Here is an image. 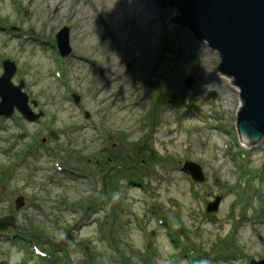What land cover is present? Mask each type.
<instances>
[{
	"label": "rangeland",
	"instance_id": "374dc122",
	"mask_svg": "<svg viewBox=\"0 0 264 264\" xmlns=\"http://www.w3.org/2000/svg\"><path fill=\"white\" fill-rule=\"evenodd\" d=\"M174 15L152 0H0V76L12 62L42 113L0 117V218L39 239L0 238V264L264 260V135L241 142L239 90Z\"/></svg>",
	"mask_w": 264,
	"mask_h": 264
},
{
	"label": "water",
	"instance_id": "95a60500",
	"mask_svg": "<svg viewBox=\"0 0 264 264\" xmlns=\"http://www.w3.org/2000/svg\"><path fill=\"white\" fill-rule=\"evenodd\" d=\"M160 9H174L178 15L167 20L186 28L192 38L203 41L217 52V71L226 76L239 90L241 106L236 113L235 126L241 142L247 147L257 144L264 135V0H152ZM68 30L63 28L55 36L59 57L69 54ZM0 76V117H9L15 110L24 120L36 121L42 113L33 114L27 105V96L21 90L23 82L14 86L10 80L15 73L12 62L3 61ZM191 85L190 79L185 88ZM211 92L208 97L214 98ZM78 104V97L71 95ZM55 137V136H54ZM181 171L193 181H202L200 168L190 162ZM16 201V208L21 206ZM216 204L206 211H215ZM11 217L0 219V232L14 226ZM69 237L65 241L69 242ZM264 264V260L249 261Z\"/></svg>",
	"mask_w": 264,
	"mask_h": 264
},
{
	"label": "flooded vegetation",
	"instance_id": "af4514ba",
	"mask_svg": "<svg viewBox=\"0 0 264 264\" xmlns=\"http://www.w3.org/2000/svg\"><path fill=\"white\" fill-rule=\"evenodd\" d=\"M8 229L4 232H0V238H4L5 240L18 241L20 243L25 242V244L35 243V239L39 240L37 237L32 235L31 232L29 235H24L17 230L15 225L11 227L10 230Z\"/></svg>",
	"mask_w": 264,
	"mask_h": 264
},
{
	"label": "trees",
	"instance_id": "16d2710c",
	"mask_svg": "<svg viewBox=\"0 0 264 264\" xmlns=\"http://www.w3.org/2000/svg\"><path fill=\"white\" fill-rule=\"evenodd\" d=\"M96 162L99 163V161H96ZM103 164H104L103 165L104 168H106V169L114 168V166L116 165V160H115V158L113 159L112 156H109V157L108 156H105V158L103 159ZM114 171L117 172L118 170L117 169H114V170H112V172L110 174H114L115 173ZM228 253H230L231 255L233 254L231 252H228ZM222 255H224V254H222Z\"/></svg>",
	"mask_w": 264,
	"mask_h": 264
},
{
	"label": "clouds",
	"instance_id": "9594fccd",
	"mask_svg": "<svg viewBox=\"0 0 264 264\" xmlns=\"http://www.w3.org/2000/svg\"><path fill=\"white\" fill-rule=\"evenodd\" d=\"M199 264H208L207 260H201Z\"/></svg>",
	"mask_w": 264,
	"mask_h": 264
}]
</instances>
